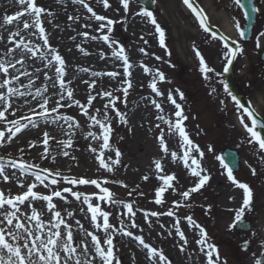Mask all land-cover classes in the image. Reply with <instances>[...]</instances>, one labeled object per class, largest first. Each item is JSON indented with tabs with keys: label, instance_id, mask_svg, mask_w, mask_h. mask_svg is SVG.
Instances as JSON below:
<instances>
[{
	"label": "rangeland",
	"instance_id": "1",
	"mask_svg": "<svg viewBox=\"0 0 264 264\" xmlns=\"http://www.w3.org/2000/svg\"><path fill=\"white\" fill-rule=\"evenodd\" d=\"M155 7L151 11L154 18L160 26H164L168 32V38L164 39V45L160 44V35L156 31L155 25L151 24L149 18L139 15L144 9L136 0H129V9L125 12L120 0H108L109 7L105 8L103 0H86V3L93 8L97 15H103L108 19H112L114 31L110 33L112 39L119 42L125 48L126 54L129 56L132 65L130 79L132 87L129 88L127 97L123 94L124 85L121 83L125 79L123 76L122 61L112 57V49L102 39L92 40L91 36L100 37L102 34L97 32L99 26L92 14L82 5L74 3V0H36L38 6L47 9L42 15L46 34L49 37L50 45L57 49L66 62V80L71 81L70 87L74 91V98L80 100L84 105L87 102V96L93 95L96 99L91 107L88 108L89 114H97L96 109H100L102 114L104 105L108 102V97L97 95L103 91H112L116 100V107L125 114L126 122H121L116 112L111 108L108 109V115L111 119L112 132L110 134L109 143L111 149L104 150V157L107 161L108 157L115 159L114 149H118L121 153L120 163L115 165L112 172H108L99 165L97 156L100 153V145L102 140H92L87 137L88 131L100 133L98 126H91V121L84 116L81 110L73 105L71 108H62L61 112L65 115L74 116L79 122L80 127L75 130L73 137V146L68 149L70 155L65 157L61 154L59 141L67 139L65 132L66 125L63 128L59 124L45 123L43 120L38 121L36 128L24 129L12 142H5L0 145V156L19 159L21 156L20 149H24L23 156L29 162L40 164L42 168L50 170H59L63 175L69 177H83L86 179H97L103 181H122L123 183H107L106 186L115 194V199L124 203H132L135 216L132 218L138 227L133 228L132 220H129L127 209L122 204L113 205L103 201H98L96 197H92L93 204L100 203L101 207L110 212L109 222L114 226V253L119 259L120 264H153L155 257L149 258L147 249H145L135 236L140 235L145 242L152 247L162 250L170 261V264H207L206 256L200 251V245L196 241L200 238L199 229L189 226L185 220L186 216H192L193 219L202 227H210L209 221L213 220L214 224L207 233L208 240L213 245L218 244V240L223 238L225 229L232 217L227 214L223 207V198L225 193L226 177L221 166L219 153L222 148V140L227 138L228 129H234L230 116H228V124L219 128L221 117L219 112V103L213 93H207L195 78L196 67L199 66L197 58L188 49V44L192 41L196 34L189 27V14L183 6L181 0H154ZM206 1V0H205ZM21 6L17 0H0V24H3L2 17L5 15H14L15 12L21 11ZM79 17V19H69V17ZM27 18V17H24ZM22 18V19H24ZM50 21V22H49ZM17 28L22 29V22L11 25L3 24L0 27V57L6 52L8 47H13V43L8 37L15 32ZM34 29L25 30L22 34L26 39L36 44H43L41 38L30 36L29 32ZM107 33V29L104 30ZM88 32L89 37L81 35ZM145 41L147 43H145ZM77 45H80L85 52H81ZM143 48L144 52L140 49ZM103 53V59L101 58ZM206 54V51H205ZM213 53L206 55L210 64H215ZM160 59L157 60L156 57ZM15 58H19L16 56ZM147 66L151 71L145 73L143 67ZM26 67L34 76L39 79L35 81V86H40L42 82L49 83L50 94L55 91L51 88L50 82L43 81L42 73L47 71L49 76H54V69H45L43 62L39 58H28ZM194 70V73H188L187 68ZM40 68V73H36L35 69ZM82 69H88L87 72ZM156 69L165 74V80L158 81V88L164 93L163 96H156L148 84L151 82L152 76ZM118 72V77L112 78L107 75L92 77L91 72ZM177 72H181V81L178 79ZM187 73L189 75H187ZM95 79L96 85L89 88V83ZM21 82L27 83V78L21 77ZM188 87H185V83ZM120 89V91H117ZM176 89L181 90L184 99L179 98ZM169 90L172 91L173 97L177 103L183 108L184 115L187 116L184 126L189 138L198 145L204 152L201 159V167L205 170L204 174L209 176V180L195 193H191L188 200L183 201V205L176 207L173 201H181L180 193L193 187L198 178L192 177L190 169L186 168L182 160L171 159V152L176 151L178 157L182 155L183 149L180 148V137L178 134H170L167 125L157 119L158 115H165L167 118L176 119L174 112L175 106L167 100ZM208 96V97H207ZM27 100V103L25 102ZM152 100H156L164 109L160 113L152 104ZM14 111L18 115L28 114L29 109L35 107V102L30 97H14ZM9 119L16 118L12 115V111L7 113ZM63 122H61L62 124ZM159 124L164 129L165 141L169 148V153L165 155L159 145L158 137L160 129L156 127ZM3 130V126H0ZM48 132L53 140L49 141V154L47 158H42L44 145L42 143L43 133ZM35 141L34 147H28L29 143ZM92 148L96 151L93 152ZM209 146L212 150L209 151ZM56 159L53 160L52 157ZM74 157V159H73ZM163 174H174L172 181L173 188L164 193L163 203L157 205L155 201V189L161 185L158 174L154 166L156 159H161ZM9 180L4 181L0 178V191L5 194H19L26 190V185L33 182V177L21 176L18 169L11 168L10 164L5 167ZM15 173V175H13ZM144 176H148L146 181ZM19 180L25 182V187H21ZM46 183H50L46 182ZM124 185H127L125 187ZM63 187H71L73 191H79L86 194L98 193L99 189L94 185H68L65 181L60 180L57 186L45 188L38 185L34 191L41 194H48L53 189H62ZM131 192V195L128 193ZM141 193L143 195H141ZM66 200L54 198L53 202L57 205L61 215L72 225L74 237L79 242L81 239L90 241V237H85L76 225L79 220L87 231H94L103 237L104 233L100 229H95L94 224L90 222L91 214L87 212V205L81 200H76L70 193L65 194ZM38 212L42 213V218L48 220L51 213L47 210V202L35 201L32 204ZM83 208L84 211H80ZM169 210L174 211V216H168ZM22 212L30 214L31 209L28 204L21 206ZM157 212L156 217L151 215L145 219V212ZM72 212V216L67 213ZM179 218L180 229L183 231L188 243L185 245L177 234L174 227L175 222ZM123 220L126 231H131L132 236L124 235L120 221ZM212 236L214 238H212ZM219 255V264H253V259L246 257L231 260L221 255V249L217 248ZM215 259V255L213 257ZM115 264V261H113Z\"/></svg>",
	"mask_w": 264,
	"mask_h": 264
},
{
	"label": "snow or ice",
	"instance_id": "2",
	"mask_svg": "<svg viewBox=\"0 0 264 264\" xmlns=\"http://www.w3.org/2000/svg\"><path fill=\"white\" fill-rule=\"evenodd\" d=\"M123 5L125 12L129 9V0H120ZM183 2L196 13L199 18L200 25L204 28V31L210 33L211 37L215 39L217 33L212 30V26L208 24L207 18L203 13L202 9H197L193 7V3L190 0H183ZM17 3L21 6V11L15 12L14 15H5L2 17L3 24L11 25L13 23H21L23 28H17V30L8 37L12 41L13 47H8L3 57H0V126H3V130H0V145L5 142H12L17 134L21 133L24 129L36 128L38 126V121L43 120L45 123L59 124L62 128L66 125L65 135L67 139L58 142L61 154L65 157L70 155L68 149L73 146V137L75 135V130L80 127L79 122L74 116L65 115L61 112L62 108H71L73 105L77 106L84 116H87L91 121V126H98L101 130L99 134L93 131H88L86 138L91 137L92 140L100 141L103 143L100 145V153L97 156L99 160V165L101 168L112 172L115 165L120 163L121 153L118 149L115 151V159L108 157L107 161L104 157V150L111 149L112 146L109 143L110 134L112 132L111 119L108 115V109L111 108L116 112V115L120 118V121L126 122L125 114L121 113L116 107V100L118 97L113 95L112 91H103L102 93H97L103 97H108V102L104 105V111L101 114L100 109H96L97 114L90 115L88 108L92 106L93 101L96 99L93 95L87 96L86 104L82 105L80 100L74 98V91L70 80H66V62L59 51L53 48L49 43V37L46 34L44 21L42 20V15L47 12V9L38 6L36 0H17ZM74 3H78L87 9L89 13L92 14L99 26L96 29L102 35L100 37L91 36L92 40L102 39L108 46L112 49L111 55L113 58L122 61L123 66V76L125 77L121 83L124 85L122 91L125 97H127L129 88L132 87L130 79L131 76L130 69L132 67L129 56L125 52L123 45H120L118 41L111 38L109 35L114 31V24L116 23L112 19H108L103 15H97L93 11V8L86 3V0H74ZM104 7H109L108 0H103ZM236 4L242 8H247L248 4L245 0H236ZM255 11L256 9H252ZM139 15L149 18L151 24L155 25L156 31L160 35V44L164 45V32L161 30V26L157 23L151 11L147 9H142ZM248 15V13H246ZM27 17V18H24ZM24 18V19H22ZM69 19H79V17H69ZM50 22V21H49ZM0 24V27L3 26ZM240 25L237 24V28ZM34 29L35 31H30V36H39L43 41V44H34L31 39H26L22 34L25 30ZM107 29V33H105ZM84 37H89L88 32L81 33ZM241 36L244 35L243 32L240 33ZM260 37H264V32L257 36V46L259 47ZM224 42L225 51L223 56L227 59V63L224 67V71H229V65L232 64L233 60L236 58L239 52L242 51L239 43L233 41L232 46L229 44V38L223 35L219 37ZM145 43H147L145 41ZM77 48L81 52H85L80 45ZM144 52V49H140ZM85 54H87L85 52ZM196 55L199 58V70L204 75L205 79H211L210 73L214 72V69L210 67L205 58L199 52L196 51ZM19 56V58H15ZM39 58L43 62V67L45 69H54V76H49L47 71L42 73L43 81L50 82L51 88L54 89L50 94L49 83L42 82L40 86H35V81L39 79L38 76H34L33 72H30L26 67V60L28 58ZM101 58L103 59V53H101ZM157 60L160 59L159 56L156 57ZM40 68L35 69L36 73H40ZM82 71L87 72L88 69H82ZM143 71L148 73L151 71L147 66L143 67ZM101 75H107L108 77H118L120 73L112 71L107 73L102 72H91L92 77H99ZM217 75H220L217 73ZM21 77L27 78V83L21 82ZM165 80V74L159 69H156L151 82L148 87L156 96H163L164 93L158 88V81L162 82ZM88 83L89 88H93L96 85V80L93 79ZM224 90L228 93L231 99L235 102L237 106V111L240 112V124L246 130V132L251 137V142L258 143L259 148L264 150V136H262L261 131L264 130V122L257 118V113L254 110H250L251 106L245 107L241 101L234 95L228 88L227 83H224ZM120 91V89H117ZM181 100L184 99V94L179 89L175 90ZM213 92L216 91L215 88L212 89ZM14 97H30L32 101L35 102V107L29 109L28 114L18 115L14 111L13 98ZM167 100L175 106L176 111L174 112L175 120L167 118L165 115L161 114L157 116V119L163 121L167 127L170 134H178L180 137V148L183 149L182 155L178 157L176 151L171 152V159L176 161L177 159L182 160L186 168L190 169L192 177L198 178L195 185L186 191L180 193L181 201H173L176 207L187 206L183 205V201L188 200L191 193L197 192L202 186L209 180V176L205 173V170L201 167V159L204 157V152L201 151L200 147L189 138V135L184 126V121L187 120V116L183 113V108L180 103H177L176 99L173 97L172 91L169 90L167 95ZM27 103V100L25 101ZM156 109L160 113L164 112L161 104L156 100L151 101ZM223 103V101H222ZM12 111V115L16 118L9 119L7 113ZM251 120V126L245 123V115ZM61 122H63L61 124ZM160 129V135L158 137L159 145L162 152L167 155L169 153L168 145L165 141L164 129L160 127L159 124L156 125ZM48 132L43 133L42 143L44 145L42 158H47L49 154V141L53 140ZM35 141L29 143L28 147H34ZM90 149L95 152L96 149L89 145ZM212 148L209 146V151ZM21 156L19 159L9 158L6 159L0 156V178L4 181L9 180V175L6 174V165L11 166L13 169H18L21 176H28L30 174L33 177V182L26 185V190L19 194H5L4 191H0V264H120L119 259H117L114 253V226L109 222L110 212L104 210L100 203L93 204L91 202L92 197H96L98 201H103L106 203H111L113 205L122 204L123 207L127 209L126 215H128L129 220H132V227H138V225L132 219L135 216L133 211L132 203H124L121 200L115 199V194L110 191L106 186L107 183H123L122 181H108L107 179L100 181L97 179H86L83 177H69L63 175L59 170H50L49 168H42L40 164L29 162L23 156L24 149H20ZM53 160L56 159L55 156L52 157ZM74 159V157H73ZM161 159H156L154 161V166L158 174V179L161 181V185L155 189V203L160 205L163 203V195L169 189L175 191L172 185L174 180V174H163L164 169L162 167ZM227 167V165H225ZM15 175V173H13ZM228 179L232 180L234 183L238 184V187L243 189V202L238 210L235 212V221L239 222L246 211L250 207L251 201V191L249 185L246 183H240L236 181L233 176L231 169H228ZM144 180H148V176L143 177ZM21 187H25V182L19 180ZM60 180L65 181L68 185H94L99 189L98 193L86 194L79 191H73L71 187H63L62 189H53L49 191L48 194H41L38 191H34L38 185H42L45 188H50L51 186H57ZM50 183H46L49 182ZM127 187V185H124ZM70 193L72 197L76 200H81L82 203L87 205V212L91 214L90 222L94 224L95 229H100L103 231L104 235L101 237L98 233L94 231H87L84 229L80 221H76V225L82 231L85 237H90V241L85 239L76 241L74 237L72 225L61 215V211L56 210L57 205L53 202L54 198H59L61 200H66L65 194ZM132 193L129 192L128 195ZM141 195H143L141 193ZM44 201L47 202V210L51 213V217L48 220L42 218V213L38 212L35 207H32L33 202ZM28 204L31 209L30 214L21 211V206ZM80 211H84L83 208ZM168 216H174L175 213L169 210L167 213H163ZM157 212L147 213L145 212V219L149 215L156 217ZM68 216H72V212L67 213ZM185 220L189 226H193L199 229L200 238L196 241L201 247L200 251L203 252L207 259V264H219L218 251L212 243L209 242L206 230L200 226L192 216H186ZM121 228L124 235L132 236L131 231H126L124 228L123 220L120 221ZM180 220L177 218L174 227L176 228L177 234L180 236L183 243L186 245L188 243L183 231H181ZM232 224L230 227H234ZM135 240L140 243L145 249H147V255L149 258L155 257L153 264H170V261L165 256L162 250H158L152 247L150 244L146 243L144 238L140 235L135 236ZM247 247V243H245ZM215 255V259H213ZM264 256V253L261 254ZM255 264H264V259H256Z\"/></svg>",
	"mask_w": 264,
	"mask_h": 264
},
{
	"label": "flooded vegetation",
	"instance_id": "3",
	"mask_svg": "<svg viewBox=\"0 0 264 264\" xmlns=\"http://www.w3.org/2000/svg\"><path fill=\"white\" fill-rule=\"evenodd\" d=\"M198 9H202L210 24L216 31L224 34L231 41L239 43L241 52L238 53L231 65L232 78L235 81L240 93L251 106V110L257 113L259 119L264 122V37H260L259 47L257 46V36L264 32V0H253L256 7L254 23L246 39L240 35L243 31L246 20L245 13L236 0H194ZM194 29L199 32V37L192 41L193 50L196 52L214 51V58L217 63L214 72L209 76L212 83L219 84L224 90L223 70L227 59L223 56L226 50L219 37L213 39L210 33L199 29L197 19L193 17ZM237 24L240 25L237 28ZM198 35V34H197ZM219 73L220 75H217ZM219 100V108L225 115L219 126L227 121L229 115L238 113L234 121L238 126L239 133L228 132V143L237 150L239 154V169L233 172L236 181L249 185L251 191L250 207L246 209L241 220L228 222L223 238L219 239V245L223 246L222 253L225 257L236 259L241 257L263 258L264 253V150L259 148L258 143L249 142L251 137L240 124V112L237 111L235 102L227 92ZM223 101V103H222ZM245 115V123L251 126V120ZM261 131L264 136V130ZM225 141V144L227 143ZM228 173V171H227ZM243 189L237 183L229 180L225 183V193L223 207L228 214H232L239 209L243 202ZM234 224V227L230 225ZM206 232L208 229H205ZM247 243V247H245Z\"/></svg>",
	"mask_w": 264,
	"mask_h": 264
},
{
	"label": "water",
	"instance_id": "4",
	"mask_svg": "<svg viewBox=\"0 0 264 264\" xmlns=\"http://www.w3.org/2000/svg\"><path fill=\"white\" fill-rule=\"evenodd\" d=\"M141 3H143L145 6L149 7V8H152L153 7V4H152V1L151 0H139ZM247 12H249L250 14L248 15V18L249 19H252V8L251 7H247L245 8ZM229 82V81H228ZM231 87V86H230ZM232 90H234L232 87H231Z\"/></svg>",
	"mask_w": 264,
	"mask_h": 264
}]
</instances>
